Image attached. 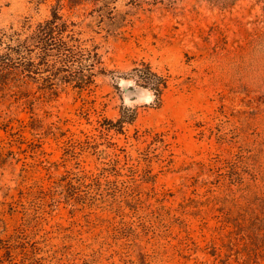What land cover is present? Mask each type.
I'll return each mask as SVG.
<instances>
[{
  "label": "rangeland",
  "instance_id": "obj_1",
  "mask_svg": "<svg viewBox=\"0 0 264 264\" xmlns=\"http://www.w3.org/2000/svg\"><path fill=\"white\" fill-rule=\"evenodd\" d=\"M53 8L99 62L0 84V264H264V0H0V29Z\"/></svg>",
  "mask_w": 264,
  "mask_h": 264
},
{
  "label": "trees",
  "instance_id": "obj_2",
  "mask_svg": "<svg viewBox=\"0 0 264 264\" xmlns=\"http://www.w3.org/2000/svg\"><path fill=\"white\" fill-rule=\"evenodd\" d=\"M70 24L53 8L48 19L27 33L0 29V84H5L18 74L38 72L40 69L37 65H41L51 72H67L69 79L80 89L88 87L99 56L95 49L81 47L76 33L69 29ZM134 71L137 83L151 89L159 101L165 86L164 79L149 66L135 68ZM128 109L123 107L120 118L115 122L119 125V132L124 123L130 124L135 118L134 114L130 117L123 115ZM108 122L113 124L112 121Z\"/></svg>",
  "mask_w": 264,
  "mask_h": 264
}]
</instances>
